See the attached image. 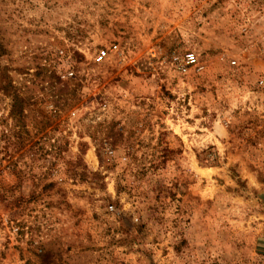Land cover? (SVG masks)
Instances as JSON below:
<instances>
[{"label": "rangeland", "instance_id": "rangeland-1", "mask_svg": "<svg viewBox=\"0 0 264 264\" xmlns=\"http://www.w3.org/2000/svg\"><path fill=\"white\" fill-rule=\"evenodd\" d=\"M259 78L264 0H0V264H264Z\"/></svg>", "mask_w": 264, "mask_h": 264}, {"label": "built area", "instance_id": "built-area-1", "mask_svg": "<svg viewBox=\"0 0 264 264\" xmlns=\"http://www.w3.org/2000/svg\"><path fill=\"white\" fill-rule=\"evenodd\" d=\"M116 45L111 43L105 46H101L94 50L91 61L93 63H101L104 60L108 59L110 54L115 51ZM59 53L61 54L62 51L60 50ZM170 64L173 66V68L181 75L187 74L189 72H200L203 68V65L198 59L197 54L192 50H186L179 54L172 55ZM230 65H235V60L231 59L229 62ZM73 72L72 70L65 71L61 74H58L60 78H67L69 76H72ZM258 85H263L264 81L262 78H259L257 80ZM106 154L112 155L113 151L109 148L105 149ZM106 209L108 211L113 210L112 204H107ZM13 231L17 230V227H12Z\"/></svg>", "mask_w": 264, "mask_h": 264}]
</instances>
